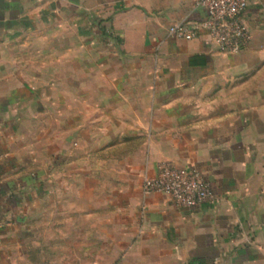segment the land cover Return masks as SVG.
<instances>
[{"label": "crops", "instance_id": "1", "mask_svg": "<svg viewBox=\"0 0 264 264\" xmlns=\"http://www.w3.org/2000/svg\"><path fill=\"white\" fill-rule=\"evenodd\" d=\"M205 16L198 0H0V264L56 254L30 247L29 209L84 177L83 264H263L264 0L243 51L169 34ZM162 160L201 170L215 202L145 194Z\"/></svg>", "mask_w": 264, "mask_h": 264}, {"label": "built area", "instance_id": "2", "mask_svg": "<svg viewBox=\"0 0 264 264\" xmlns=\"http://www.w3.org/2000/svg\"><path fill=\"white\" fill-rule=\"evenodd\" d=\"M254 1L198 0L206 16L196 22L175 23L169 28V34L178 39L192 40L205 31L218 51H243L253 39L245 21V12ZM143 191L145 194L168 195L175 206L184 210L212 204L216 200L211 184L201 170L179 167L170 160L158 162L154 175H145Z\"/></svg>", "mask_w": 264, "mask_h": 264}, {"label": "rangeland", "instance_id": "3", "mask_svg": "<svg viewBox=\"0 0 264 264\" xmlns=\"http://www.w3.org/2000/svg\"><path fill=\"white\" fill-rule=\"evenodd\" d=\"M73 145V149L78 147L76 142ZM89 194L85 192L84 177L72 185L60 186L43 195L37 202H32L29 215L33 217L35 234L30 247L56 250V254L45 253L39 256L36 251H31L29 259L41 262L45 258L43 264H49L50 259H57L58 263L85 262V195Z\"/></svg>", "mask_w": 264, "mask_h": 264}]
</instances>
